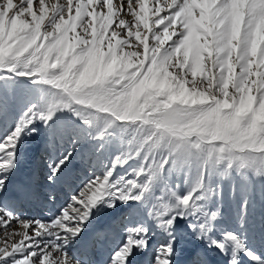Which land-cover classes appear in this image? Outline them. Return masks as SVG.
<instances>
[{
	"label": "snow or ice",
	"instance_id": "6c2138e0",
	"mask_svg": "<svg viewBox=\"0 0 264 264\" xmlns=\"http://www.w3.org/2000/svg\"><path fill=\"white\" fill-rule=\"evenodd\" d=\"M0 264H264V0H0Z\"/></svg>",
	"mask_w": 264,
	"mask_h": 264
},
{
	"label": "rangeland",
	"instance_id": "374dc122",
	"mask_svg": "<svg viewBox=\"0 0 264 264\" xmlns=\"http://www.w3.org/2000/svg\"><path fill=\"white\" fill-rule=\"evenodd\" d=\"M0 234H2V229H0ZM254 247H256L257 251L264 252V244L254 241Z\"/></svg>",
	"mask_w": 264,
	"mask_h": 264
}]
</instances>
